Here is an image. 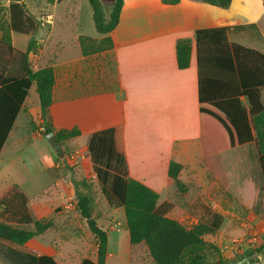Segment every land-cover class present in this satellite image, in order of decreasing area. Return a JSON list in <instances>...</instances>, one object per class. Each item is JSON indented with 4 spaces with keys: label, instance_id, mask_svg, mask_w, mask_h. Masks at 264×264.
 <instances>
[{
    "label": "crops",
    "instance_id": "1",
    "mask_svg": "<svg viewBox=\"0 0 264 264\" xmlns=\"http://www.w3.org/2000/svg\"><path fill=\"white\" fill-rule=\"evenodd\" d=\"M56 1L60 0H53L51 4L55 6ZM10 3V0H4L0 9H8ZM29 14L35 17L38 25L35 35L38 48L36 53L28 54V62L33 71L47 67L53 69V104L46 114H42L37 90V95L29 103L31 88L6 144L22 112L31 127L40 126V131L52 128L57 133L78 129L80 135L74 140L85 139L86 143L82 145L86 148L94 133L120 126L129 177L158 193L159 207L172 206L168 217L183 224L191 218L197 224L203 213L221 206L219 203L225 195L233 197L235 205L243 211H264V177L255 142L217 155V166L227 179V189L205 162L201 145L196 51L197 30L255 25L259 36L245 30H230L228 39L230 43L264 55L263 0H232L228 9L194 0H181L177 5H165L161 0H124L119 24L109 35L113 42L111 50L83 56L79 46L81 36L96 40L104 36L78 33V54L64 59L56 55L62 49L60 41L53 46L54 52L46 57L45 47L55 25L54 14ZM44 30H47L46 36ZM16 34L11 31L15 48ZM26 36H29V44L32 36ZM181 39L192 42L190 65L186 69H180L177 64L176 45ZM28 44L25 50L16 49L26 52ZM33 86L36 89V85ZM261 99L264 105V88ZM242 101L247 107L246 100ZM231 127L234 136L237 131L233 124ZM34 134L45 139L42 134L35 131ZM172 162L182 166L179 179L185 186L184 191L170 181ZM17 185L28 197L34 220L47 219L48 212L51 213L48 219L55 215L52 204L40 199L39 194L32 198L26 188ZM54 185L59 186V183ZM9 186L0 191V198ZM58 195L59 200H63V195ZM194 211L200 213L199 217L191 215ZM78 216H71L72 220H82ZM66 218L70 217L63 215L58 220L62 223L71 220ZM252 219L256 221L257 218ZM48 231L26 243L27 250L0 240V264H14L13 251L22 256H51L43 246ZM109 256L108 246L105 264H108Z\"/></svg>",
    "mask_w": 264,
    "mask_h": 264
},
{
    "label": "trees",
    "instance_id": "2",
    "mask_svg": "<svg viewBox=\"0 0 264 264\" xmlns=\"http://www.w3.org/2000/svg\"><path fill=\"white\" fill-rule=\"evenodd\" d=\"M93 11V20L98 34L96 40L87 36L79 38L83 56L111 50L110 34L117 28L124 0L110 3L106 14L101 0H87ZM165 5H177L181 0H161ZM222 9H228L232 0H194ZM264 5V0H263ZM6 22L8 34L31 35L28 49L23 53L24 73L14 76L0 71V153L21 112L30 89L35 84L39 96L40 112L46 114L53 104L55 85L51 67L33 71L28 63V54L38 48L35 35L38 29L35 17L26 10L23 0H12L8 9H0V22ZM255 25L219 27L196 31L198 85L200 101L201 145L204 159L218 180L227 189V179L217 166V155L237 146L255 142L260 156L264 177V105L261 90L264 88V55L256 50L230 43V30L244 31ZM15 50L12 49V53ZM177 64L180 69L190 65L192 42L181 39L176 45ZM242 99L246 100L247 107ZM231 124L237 133L233 136ZM225 127V129L223 128ZM52 131L46 128L42 135ZM64 146L77 138L76 128L56 133ZM232 135V136H231ZM94 172L102 192L111 207L122 208L131 245L146 246L151 262L148 264H214L209 260L211 251L218 248L205 241L204 237L220 231L215 217L211 222L200 221L190 227L167 216L171 205L159 207L160 196L145 184L129 177L124 156L122 128L113 127L94 133L87 146ZM182 166L172 162L170 181L180 191L185 186L179 179ZM76 183L75 203L80 216L86 221L97 243V261L86 259L81 264H105L108 256V230L99 225L93 216L92 199L88 188H79ZM28 197L17 185H11L0 198V240L24 246L34 237L52 229L49 219L34 220ZM231 237H242L241 230L230 231ZM14 264H59L51 256L33 257L11 252Z\"/></svg>",
    "mask_w": 264,
    "mask_h": 264
},
{
    "label": "rangeland",
    "instance_id": "3",
    "mask_svg": "<svg viewBox=\"0 0 264 264\" xmlns=\"http://www.w3.org/2000/svg\"><path fill=\"white\" fill-rule=\"evenodd\" d=\"M52 1L23 0V3L28 13L40 16L47 13L54 14L55 25L51 38L47 41L48 46L45 47L46 57L54 52L53 46L60 41L62 49L57 51L56 55L61 56V59L73 58L78 54L79 49L76 34L98 36L92 8L87 0H60L56 1L55 6L51 4ZM3 3L4 0H0V7ZM104 4L108 14L110 1L107 0ZM246 31L254 36L260 35L257 28ZM46 33L47 30H44V36ZM28 39L29 36L16 34V48L25 50ZM16 48L9 38L6 22L1 21L0 71L6 70V75L17 76L24 73V52ZM12 49L15 52L12 53ZM35 91L33 86L29 103H32V99L37 95ZM39 128H32L24 112L21 113L16 128L0 157V191L17 183L26 188L32 198H36L39 194L40 199L52 204V209L56 212L49 220L53 221L54 226L47 232L46 240L43 242L45 252L54 257L59 264H81L86 259L97 261V243L86 222L83 218L72 220L74 215L79 214L76 209L75 193L76 183L81 182L83 184L79 188H88L91 195L93 216L99 225L108 230L110 256L107 263H150L151 258L145 245L130 244L124 210L111 207L102 192L88 149L82 145L86 140L79 138V141L74 139L67 141L63 146L64 158L60 159L45 135H43L45 139H40L34 134V131L38 134L45 132V130L40 131ZM55 183H59V186H55ZM31 184L36 186L31 187ZM58 193L63 195V200H59ZM219 204L221 206L210 208L207 213H203L204 216L200 220L211 222L215 217L223 219L218 222L220 231L215 235L204 237L206 242L219 249L218 252L211 251L208 254L211 263L264 264V211L256 213L243 211L235 205L233 197L227 195ZM65 210L69 212H63ZM192 214L199 217L200 213L194 211ZM63 215H68L71 220L62 223L58 218ZM50 216L51 213L48 212L47 219ZM255 216L256 221L252 219ZM194 224L195 221L191 218L184 221V225L188 227ZM235 230H241L242 237H231L228 234ZM21 248L28 249L24 246Z\"/></svg>",
    "mask_w": 264,
    "mask_h": 264
},
{
    "label": "water",
    "instance_id": "4",
    "mask_svg": "<svg viewBox=\"0 0 264 264\" xmlns=\"http://www.w3.org/2000/svg\"><path fill=\"white\" fill-rule=\"evenodd\" d=\"M107 0H101L102 3H105ZM110 3H114L115 0H109ZM45 138L49 142L52 149L55 151V153L58 155L60 159L64 158V148L63 145L58 141L57 135L55 131H50L45 135ZM221 264V263H217Z\"/></svg>",
    "mask_w": 264,
    "mask_h": 264
}]
</instances>
